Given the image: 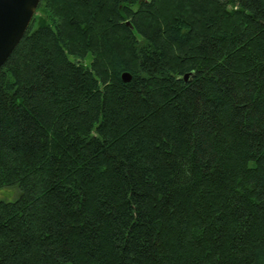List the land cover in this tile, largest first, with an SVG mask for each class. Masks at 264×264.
Segmentation results:
<instances>
[{
  "label": "trees",
  "instance_id": "trees-1",
  "mask_svg": "<svg viewBox=\"0 0 264 264\" xmlns=\"http://www.w3.org/2000/svg\"><path fill=\"white\" fill-rule=\"evenodd\" d=\"M37 10L0 68V264H264V0Z\"/></svg>",
  "mask_w": 264,
  "mask_h": 264
},
{
  "label": "water",
  "instance_id": "water-1",
  "mask_svg": "<svg viewBox=\"0 0 264 264\" xmlns=\"http://www.w3.org/2000/svg\"><path fill=\"white\" fill-rule=\"evenodd\" d=\"M40 1L0 0V68L27 32ZM124 78L131 76L125 73Z\"/></svg>",
  "mask_w": 264,
  "mask_h": 264
},
{
  "label": "rangeland",
  "instance_id": "rangeland-1",
  "mask_svg": "<svg viewBox=\"0 0 264 264\" xmlns=\"http://www.w3.org/2000/svg\"><path fill=\"white\" fill-rule=\"evenodd\" d=\"M37 13H38V10L36 14ZM87 63H88V60H87ZM18 195H19V191L16 188H4L0 190V198L6 199V200L15 199Z\"/></svg>",
  "mask_w": 264,
  "mask_h": 264
}]
</instances>
